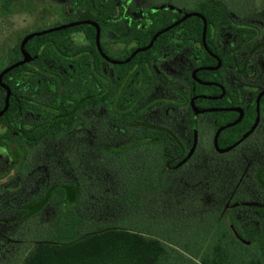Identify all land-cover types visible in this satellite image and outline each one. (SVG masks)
I'll return each instance as SVG.
<instances>
[{
	"label": "trees",
	"instance_id": "trees-1",
	"mask_svg": "<svg viewBox=\"0 0 264 264\" xmlns=\"http://www.w3.org/2000/svg\"><path fill=\"white\" fill-rule=\"evenodd\" d=\"M65 2L64 24L81 21L98 24L101 48L116 61H124L137 49L146 47L156 33L181 18L175 11L157 10L149 12L142 20L143 11L149 7L139 8L135 0ZM187 12L199 13L206 19L208 38L211 27L230 22V8L224 0H198ZM240 30L248 40L260 32L252 25L243 26ZM202 31L201 18L190 17L160 35L151 49L138 53L129 63L121 65L108 64L100 56L96 46V28L89 24L41 35L26 43L25 49L33 60L3 77V83L11 91L9 107L1 118L8 128L6 135L18 127V118L13 113L25 112L27 102L31 103L36 116L31 133L34 144L67 138L83 126V113L105 109L110 112L109 118L115 127L130 136L127 143L112 146L111 150L116 151V156L142 150L147 162L138 189H128L127 184L121 182L114 186V192L99 197L103 198L100 199L104 203L102 208H110V212H114L112 220L101 219L99 213L83 212V191L77 182L55 183L45 188L39 198L40 207H36L29 217L34 222L41 212L51 207L54 213L48 227L38 240L33 241V245L17 253L20 261L12 264L173 263V225L164 219V214H158L157 209L146 206L149 201H158V192L165 199L171 197L173 176L191 160L182 163L189 149L171 129L144 123L141 112L143 101L152 89L148 80L153 58L170 45L172 33L190 32L186 36L188 40L200 41ZM24 37L8 52L0 73L23 59L20 45ZM113 43L119 44V48H111ZM104 66L111 68V80L106 77ZM142 77L145 79L143 83ZM0 96L2 110L6 92L1 88ZM186 106L189 107V102ZM225 115H212L217 121L215 131L227 122L222 120ZM192 124L190 116V128ZM243 132L238 126L226 129L219 136V146L233 144ZM27 136L25 131L24 140ZM113 155H107L113 160L107 162L113 165L108 166L109 170L118 168ZM93 196L90 203H95ZM151 198L155 200L151 201ZM236 215V208L229 215L225 210L220 218L216 217L220 219L218 227L207 229L201 246L193 251L190 245H186V251L194 254L200 264H264V224L261 230H252L240 225ZM232 227L244 241L261 244L246 245L238 239Z\"/></svg>",
	"mask_w": 264,
	"mask_h": 264
},
{
	"label": "rangeland",
	"instance_id": "rangeland-1",
	"mask_svg": "<svg viewBox=\"0 0 264 264\" xmlns=\"http://www.w3.org/2000/svg\"><path fill=\"white\" fill-rule=\"evenodd\" d=\"M197 1L135 0L139 8L172 5L186 13H190L187 11ZM224 1L230 8L231 20L257 27L261 32L259 42L263 41L264 0ZM65 4V0H0V69L6 63L8 52L18 44L21 37L55 28L58 24L65 25L62 16ZM263 61L264 48L252 61V64L257 65L258 70L264 74ZM171 66H173L172 62H158L157 65L165 74H169ZM249 70L252 68L250 67ZM150 99H160L161 103L147 109L142 120L171 129L186 142V146L190 149L192 128L189 126L190 114L186 105L173 107L171 104L173 94L165 85L158 87ZM208 119H212V116H204L202 119L203 133L200 136L198 150L193 156L197 142L189 163L173 176L171 197L165 199L158 192L156 197L159 202L151 198L153 202L149 201L146 206L157 209V213L164 214V219L170 220L168 222L173 225L174 264H192V261L200 264L199 260L193 257L194 254L188 253L184 247L190 245L192 250L196 251L204 242L207 229L218 227L217 223L220 219L217 220L216 217L220 218L225 210L229 215L231 210L237 209L236 201H239L240 195L236 190V173L239 171L240 161H242L241 171L246 187L245 192L248 194L255 190L252 174L253 158L248 154L253 146L261 143V139L254 137L236 151L218 154L212 150L209 143L212 141L214 132ZM81 122L83 126L71 133L69 137L61 140H48L42 146L33 148V160L29 173L32 183L28 192L25 187L22 189V194L18 195L17 200L21 202L32 197L35 209L40 207L39 198L45 188L55 183L74 181L83 191V212L91 215L99 213L100 218L107 221L109 218H114V212H110V208H102L104 203L100 202V199L103 198L99 199V197H103L105 193L114 192V186L121 182L122 184L125 182L124 185L127 184L128 189H138L140 187L138 182L143 180V168L147 160L142 150L115 155L116 151L111 150V146L124 145L129 141L130 136L117 129L112 121L106 119L104 109L99 110L97 115H93L91 111L83 113ZM109 147L110 150H106ZM107 155L115 157L117 170L108 169L109 165L110 167L113 165H108L107 162L113 160ZM93 193H96L95 196ZM92 196L95 203H90ZM232 201L234 203L231 205ZM52 213L54 211L49 207L41 212L38 220L32 223L24 222L11 226L0 223L2 234L9 236H1L0 264L20 261L17 253L24 247L33 245V241L42 236L48 227ZM5 220H9V217Z\"/></svg>",
	"mask_w": 264,
	"mask_h": 264
},
{
	"label": "flooded vegetation",
	"instance_id": "flooded-vegetation-1",
	"mask_svg": "<svg viewBox=\"0 0 264 264\" xmlns=\"http://www.w3.org/2000/svg\"><path fill=\"white\" fill-rule=\"evenodd\" d=\"M155 11H157L155 7H149V9L144 10L142 20L147 18L149 12ZM182 17L183 15H181ZM229 20V23H224L217 28L211 27L209 38L206 31L205 42L202 37L203 31L200 41L188 40L186 36L190 35V32L172 33L169 41L170 45L158 52L152 60V65L149 67L150 80H148V83L152 89L148 93L146 101H143L141 120L147 109L161 103L160 99H150V96L156 92L158 87L165 85L170 90V93L173 94V100L171 101L173 107L184 106V104L186 105L189 102V107H186L188 113L193 118L191 131L193 138L191 139L190 149H192L194 143L195 119V111L192 108L191 102L194 100V105L198 110H223L198 114V144L193 156L200 145V136L203 133L202 119L204 116H212L219 113L226 114L222 120L227 122L219 128L233 124L241 118L236 125L226 128L238 126L240 130H244L238 140L256 125L251 135L229 152L238 150V148L244 146L254 137L261 139V143L253 146L252 151L248 154L249 157L253 158L252 174L255 183L253 194L245 192L246 187L244 186L241 171L242 161H240L239 171L236 173V190L240 195L237 202V220L240 225L259 231L263 228L264 224V74L261 70H258L257 65L252 64V61L257 56V53L264 48V40L259 42L261 32L252 40H248L240 30L241 27L246 25L234 22L231 18ZM182 35L185 36V39L182 38ZM115 47L118 49L119 44L113 43L111 48L114 49ZM106 62L112 65L110 62ZM158 62L173 63V66L169 68V74L163 73L157 67ZM262 66H264V61ZM250 67L252 70H249ZM104 68L106 77L111 80V68L108 66H104ZM140 80L143 83L145 79L142 77ZM0 88L6 92L1 86ZM144 91L146 93V90ZM30 104L26 103L25 112L20 110L13 113L18 118L16 121L18 127L9 135H6L8 128L3 125L1 119L4 114L0 117V223L10 226L24 222L32 223L29 216L34 213V201L32 197L21 202L17 200L19 198L18 195L22 194V189L25 187L28 192L32 183L31 176H29L33 160L32 150L36 146H42L45 142L39 144L32 142L31 133L36 116ZM231 109L241 110L242 115L240 112ZM98 111L92 110L91 112L93 115H97ZM105 111L106 119L109 121L110 112ZM208 120H210V127L214 132L217 121L213 117ZM24 124L26 125L25 129L23 127ZM147 124L160 127L152 123ZM25 131L28 133V136L25 138L26 141L24 140ZM214 135L212 141L209 142L212 150L218 154L229 153H220L216 150L213 142ZM17 139L19 141H16ZM233 144L225 147L219 146V148L226 149ZM17 216H19V219H17ZM8 217L9 220H5ZM3 235L0 229V245L2 243L1 236Z\"/></svg>",
	"mask_w": 264,
	"mask_h": 264
},
{
	"label": "water",
	"instance_id": "water-1",
	"mask_svg": "<svg viewBox=\"0 0 264 264\" xmlns=\"http://www.w3.org/2000/svg\"><path fill=\"white\" fill-rule=\"evenodd\" d=\"M157 10H163V9H169L171 11H175L181 15H183V17L177 21L176 23L172 24L171 26L161 30L160 32H158L157 34H155V36L152 38L151 42L149 43V45H147L146 47H143V48H139L137 49L128 59L124 60V61H116V60H112L110 59L107 55H105V53L103 52L102 48H101V29L99 27L98 24L92 22V21H81V22H73V23H69V24H65V25H62V26H57L55 28H51V29H48V30H45V31H42V32H37V33H32V34H29L27 35L23 41L21 42V45H20V48H21V53H22V56H23V59L7 68H5L4 70L1 71L0 73V86L2 88H4L6 90V98H5V106L4 108L2 109V111H0V117L5 114V112L7 111L8 107H9V100H10V96H11V91L9 89L8 86H6L4 83H3V77L11 72L12 70L20 67V66H23V65H26L28 63H30L33 58L31 57V55L26 51L25 49V45L26 43L32 39V38H35V37H38V36H41V35H45V34H49V33H52V32H55V31H60V30H64V29H67V28H73V27H76V26H79V25H83V24H89V25H92L96 28V45H97V49H98V52L100 53V55L108 62L114 64V65H121V64H126V63H129L134 57L135 55H137L138 53L140 52H145L147 50H149L154 42L156 41V39L170 31L171 29H173L175 26L179 25L180 23H182L183 21L187 20L188 18L190 17H199L202 19L203 21V24H204V27H203V41L205 42V38H206V31H207V21L206 19L199 13H186L182 10H179L177 8H175L174 6L172 5H163V6H159L156 8ZM192 104V108L193 110L195 111V119H194V145H193V149L192 151L188 154L187 158L182 162H186L192 155L193 153V150L198 142V130H197V116L198 114H202V113H206V112H218V111H223L221 109H206V110H198L195 105H194V100L191 102ZM231 110H234V111H238L241 113L242 115V112L241 110H238V109H231ZM241 119V118H240ZM240 119L233 123V124H230V125H227V126H223L221 128H219L215 135H214V145H215V148L218 152L220 153H225V152H229L231 151L232 149H234L236 146H238L241 142H243L247 137H249L251 135V133L254 131L256 125L248 132L246 133L240 140H238L237 142H235L232 146L226 148V149H220L219 148V145H218V139H219V136L221 134V132L223 130H225L226 128L228 127H232L234 125H236ZM232 230L233 232L235 233V235L238 237L239 240H241L243 243H245L246 245H249V246H257V245H260L261 243H254V242H247V241H244L239 235L238 233L234 230V228L232 227Z\"/></svg>",
	"mask_w": 264,
	"mask_h": 264
}]
</instances>
